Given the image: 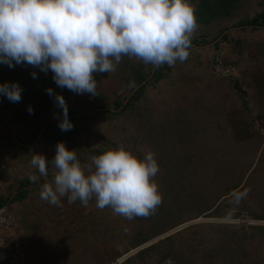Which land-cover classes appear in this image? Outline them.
<instances>
[{
  "label": "rangeland",
  "instance_id": "374dc122",
  "mask_svg": "<svg viewBox=\"0 0 264 264\" xmlns=\"http://www.w3.org/2000/svg\"><path fill=\"white\" fill-rule=\"evenodd\" d=\"M189 2L197 18L192 37L200 42L211 43L223 31L227 38L246 40L245 34L252 37L260 30L238 28L234 23L264 10V0ZM194 48L188 49L189 55ZM205 61L209 63L208 57ZM138 64L144 72H151L153 65L124 56L115 71L93 73L96 95L66 93L54 82L51 70L45 73L39 68L21 69L11 82L8 78L1 81L19 83L23 103L0 96V164L3 166L14 155L26 151L24 148L34 140L29 117L18 118L15 109L31 106L41 118L46 106L41 107L44 100L38 101L37 94L42 93L44 84L53 86L47 109L52 106L59 111L54 101L57 93L63 95L68 108L77 103L91 108L90 118L79 113L74 120L86 154L91 148L104 152L120 145L140 159L148 150L154 153L159 171L151 179L162 196L154 213L132 220L114 214L111 208L98 209L95 198L91 199L83 207L87 212L84 226L66 235V242L75 246L74 250H66V263L71 255L72 264H264V134L256 133L250 125L249 131L238 134L243 116L236 113L230 124L213 117L218 112L215 96L210 98L211 103L203 101L207 99L205 90L194 97L200 104L184 105L182 98H193L192 92L191 96L181 92L183 85L177 84L175 69L155 84H145L139 97L123 109V103L141 84L130 89L129 65ZM206 82L213 86L210 80ZM220 83L222 86L225 81ZM227 88L222 86L223 92ZM214 91L218 95L219 91ZM233 92L238 100L242 99L237 89ZM30 94V99H24ZM224 96L230 99L227 92ZM114 100L121 105L115 107ZM247 113L251 121L252 114ZM145 239L131 248L133 243ZM141 248L144 252L138 254ZM164 253L168 255L163 256Z\"/></svg>",
  "mask_w": 264,
  "mask_h": 264
},
{
  "label": "clouds",
  "instance_id": "9594fccd",
  "mask_svg": "<svg viewBox=\"0 0 264 264\" xmlns=\"http://www.w3.org/2000/svg\"><path fill=\"white\" fill-rule=\"evenodd\" d=\"M196 28L189 0H0V64L51 70L57 86L96 95L93 73L115 71L124 56L157 68L184 62L195 46L191 37ZM22 91L17 82L0 84V95L13 103L21 100ZM47 93L51 96L53 90ZM54 101L62 109L60 129L70 131L65 98L57 93ZM49 162L55 171L42 185L40 198L52 205L66 198L87 207L95 198L98 209L111 208L132 220L147 218L162 202L151 179L159 171L151 150L140 159L120 145L83 162L61 141L51 161L33 153L30 165L46 179Z\"/></svg>",
  "mask_w": 264,
  "mask_h": 264
},
{
  "label": "crops",
  "instance_id": "0c3cea01",
  "mask_svg": "<svg viewBox=\"0 0 264 264\" xmlns=\"http://www.w3.org/2000/svg\"><path fill=\"white\" fill-rule=\"evenodd\" d=\"M258 28L260 30L256 28L257 33L252 37L248 33L245 34L246 40L238 37L239 41L241 40L239 44L235 43L238 40L235 36V38H227L225 35L226 39H224L223 31L218 37L213 38L211 43L201 42L195 46L194 50L191 51L193 53L184 62L170 66V70H176L174 78L179 80L177 84L183 85L180 88L181 92L184 93L185 91L184 94L188 93L190 96V92H192L193 98L183 97L184 103H182L186 105L191 102L192 105H195L197 101L194 100V97L199 96V91L205 90L207 99L203 98V101L211 103L210 98L215 96L213 100L218 112L216 111L217 114L215 113L213 117L225 123L227 120V123L230 124V119L235 113L237 116H243L239 122L238 134L249 131V125L253 127L252 119L250 121L247 112L252 114L251 118L254 115L264 114V28ZM231 34L232 32H230ZM216 51L222 52L221 60L223 63L236 65L238 70L236 79L220 78L214 74L211 58ZM206 57L209 60L208 64L205 61ZM177 69H181V71ZM207 80H210L213 86L217 87H213L211 84L208 86ZM221 80L226 83H223L222 86L237 89L242 95V99H237L233 89L227 88L223 92ZM197 82L200 84L196 85ZM215 89L219 91L218 95H214ZM226 92L230 95L231 101L229 98L226 100L224 96ZM60 112L62 109L59 108V111L51 115L46 122L50 121L52 125L58 127L63 118ZM44 127L45 123L29 147L24 148L26 151L14 155L12 160L8 163L5 162L6 164L3 166L0 164V197L5 200L9 212L14 216L15 225L12 235L25 250L27 264H72L69 262L74 258L71 255H69L66 263V250H74L75 246L69 243L70 241L66 242V235H69L74 229L80 228L81 225L84 226L87 212L83 211L85 206L79 200L69 204L66 198H61V204L56 206L40 198L42 185L51 181L55 169L49 162L48 177L46 179L39 177L38 171L31 167L30 160L33 153H40L48 161H51L55 157L57 146V144L51 145L44 138L42 133ZM78 138L76 136L74 142L70 140L62 142L68 149H75L79 160L87 162L90 156L103 152L101 149L91 148L90 153L86 154V150L83 151L82 149L83 141ZM33 175L38 177L35 182L29 179ZM20 181L23 183L20 184ZM20 190H24V195L13 198ZM78 245L80 246V244ZM91 261L96 263L95 259H91Z\"/></svg>",
  "mask_w": 264,
  "mask_h": 264
},
{
  "label": "trees",
  "instance_id": "16d2710c",
  "mask_svg": "<svg viewBox=\"0 0 264 264\" xmlns=\"http://www.w3.org/2000/svg\"><path fill=\"white\" fill-rule=\"evenodd\" d=\"M234 24H235V26H238L240 28H248V29H252V30H255L258 27H264V10L256 12L250 17L240 18ZM223 38L226 39V36L224 35ZM199 43H201V42L198 41L196 37H191V45L198 46ZM235 43L239 44L240 43L239 39L236 40ZM214 55H215V53H213L211 61H212ZM140 65L141 64H138L137 66L129 65L130 66L129 67V73L132 74V77L129 80L130 89H131V87H133L135 85H138L140 83L141 84L137 87L135 92L133 91L132 94L123 103V106H122L123 109L128 107L134 100H136L139 97V94L142 93V91L145 87V84H149V85L155 84V82L158 81L159 79H162V78H165L166 76H168V73L170 71V66L167 64H164L158 68L152 66L151 72L147 73V72L143 71L142 66H140ZM21 69L23 71H28V70H32L33 67L31 65H27V64H14V66L10 68L6 64H0V78H1L0 84H1V81L2 82H3V80L5 81L6 78L11 79V80H9V82L14 80L15 78H13V77L19 76ZM148 70H149V68H148ZM44 87L45 88H42V93L37 94V96H39L38 101L44 100V103L41 104V107L46 106V109L42 108L44 111V113H43L44 115L40 118L38 115H36V113L33 111V109H32V112L30 114L29 110L27 111V109H29V108H25V109H21V110L16 108L15 109V111L17 113L16 116L18 118L22 117L23 115H27V117H29V119H27V120H29V122L34 126V128L31 130L32 131L30 134L31 138L35 137V135L39 132V130L42 128V126L45 123V127H44V130L42 131V133L45 136L44 138L46 140H48L51 145H56L58 142H61L64 140H70V141L74 142L75 137L78 135V133L80 131L79 128L77 127V125L75 124L74 120L76 118H78L79 115L82 117L90 118L91 115L88 113V111L91 108L88 106H80L81 103H77L76 104L77 106L69 107L68 108V115H69V119L73 123V128L70 131H62L59 126L55 127L54 125H52V123L50 121H49L50 123L46 122L47 119L51 115L56 114L58 111H56V108L54 109L52 106H50L51 108L47 109V106H49L47 101H49V100H50V102L52 101V98H50V99L48 98L49 94L47 93V89L48 88L53 89V86H49V85L47 86L46 84H44ZM59 89L63 90L64 92L66 90V93H69V92L73 93L72 91L68 90L67 88L59 87ZM32 94H30L29 98L26 95L24 99H30ZM0 96L3 97V95H0ZM20 101H22V103H23V98H21ZM114 103H115V105H114L115 107H119L121 105L120 101H118V100H114ZM22 105H24V104H22ZM83 112H87V113L85 115H82ZM60 113H62V112H60ZM79 113H81V114H79ZM22 183H23V181H20V184H22ZM234 187H236V185ZM22 195H24V190L18 191L16 193V195L13 196V198L21 197ZM3 204H5V200L0 197V206H2ZM255 216H258V215L256 214ZM144 241H146V239L143 241L137 242V243H133L131 248L136 247L137 245H140ZM137 252H138V254L143 253L144 248H141ZM6 255H7V250L4 248H0V264H9L7 261ZM167 255H168L167 253L163 254V256H167Z\"/></svg>",
  "mask_w": 264,
  "mask_h": 264
},
{
  "label": "built area",
  "instance_id": "2783aa9c",
  "mask_svg": "<svg viewBox=\"0 0 264 264\" xmlns=\"http://www.w3.org/2000/svg\"><path fill=\"white\" fill-rule=\"evenodd\" d=\"M211 66L214 74L220 78L236 79L238 70L235 65H224L220 60V54L214 55ZM252 125L256 133L264 134V114L254 115ZM14 216L9 212L6 204L0 206V248L7 250L9 264H27L25 250L21 244L13 238Z\"/></svg>",
  "mask_w": 264,
  "mask_h": 264
},
{
  "label": "bare ground",
  "instance_id": "6f19581e",
  "mask_svg": "<svg viewBox=\"0 0 264 264\" xmlns=\"http://www.w3.org/2000/svg\"><path fill=\"white\" fill-rule=\"evenodd\" d=\"M216 54H220V60H221V54H222V52H219V53H216ZM221 62H222V60H221ZM223 63V62H222ZM224 65H226L225 63H223ZM26 253V252H25Z\"/></svg>",
  "mask_w": 264,
  "mask_h": 264
}]
</instances>
